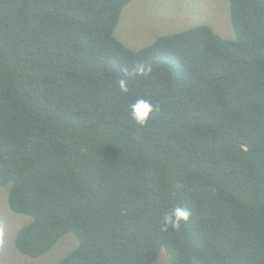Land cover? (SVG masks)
Returning a JSON list of instances; mask_svg holds the SVG:
<instances>
[{"label":"trees","instance_id":"1","mask_svg":"<svg viewBox=\"0 0 264 264\" xmlns=\"http://www.w3.org/2000/svg\"><path fill=\"white\" fill-rule=\"evenodd\" d=\"M130 1L0 0V187L29 218L15 251L71 234L53 264H264V0H228L233 41L200 25L137 50L113 36ZM139 63L152 73L121 93ZM137 97L158 106L142 127ZM176 204L188 224L161 231Z\"/></svg>","mask_w":264,"mask_h":264},{"label":"rangeland","instance_id":"2","mask_svg":"<svg viewBox=\"0 0 264 264\" xmlns=\"http://www.w3.org/2000/svg\"><path fill=\"white\" fill-rule=\"evenodd\" d=\"M200 25L209 26L227 41L235 40L228 0H131L122 8L113 36L128 49L137 50L159 36ZM7 191L8 186L0 187V264H53L75 247L74 237L67 234L50 254L33 259L18 254L14 236L29 218L9 210ZM160 252L155 264H169L164 251Z\"/></svg>","mask_w":264,"mask_h":264},{"label":"clouds","instance_id":"3","mask_svg":"<svg viewBox=\"0 0 264 264\" xmlns=\"http://www.w3.org/2000/svg\"><path fill=\"white\" fill-rule=\"evenodd\" d=\"M153 69L150 65L143 63L137 64L134 69L129 72L124 70L125 77L118 81V86L121 93L127 94L128 77L139 76L146 77L152 73ZM158 111V106L154 105L150 99L144 97H137L128 104V115L139 126H144L150 119L151 114ZM191 217V211L188 207L182 204H176L164 212L161 220L160 230L163 232L179 231L183 225H187Z\"/></svg>","mask_w":264,"mask_h":264}]
</instances>
